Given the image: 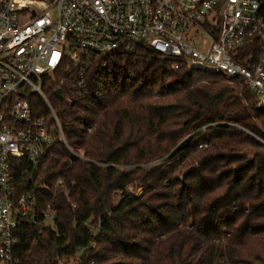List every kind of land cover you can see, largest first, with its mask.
<instances>
[{
    "label": "trees",
    "instance_id": "1",
    "mask_svg": "<svg viewBox=\"0 0 264 264\" xmlns=\"http://www.w3.org/2000/svg\"><path fill=\"white\" fill-rule=\"evenodd\" d=\"M146 51L97 63L73 104L48 90L72 151L12 160L16 194L56 209L21 228L17 264H264V109Z\"/></svg>",
    "mask_w": 264,
    "mask_h": 264
},
{
    "label": "built area",
    "instance_id": "2",
    "mask_svg": "<svg viewBox=\"0 0 264 264\" xmlns=\"http://www.w3.org/2000/svg\"><path fill=\"white\" fill-rule=\"evenodd\" d=\"M263 9L264 0H0V264L18 263L22 227L54 225L56 209L39 212L11 176L13 159L36 167L57 140L72 151L53 83L73 104L97 63L151 50L175 70L244 82L264 109Z\"/></svg>",
    "mask_w": 264,
    "mask_h": 264
},
{
    "label": "water",
    "instance_id": "3",
    "mask_svg": "<svg viewBox=\"0 0 264 264\" xmlns=\"http://www.w3.org/2000/svg\"><path fill=\"white\" fill-rule=\"evenodd\" d=\"M56 95H57L58 98H60L61 97V91L60 90H56Z\"/></svg>",
    "mask_w": 264,
    "mask_h": 264
},
{
    "label": "rangeland",
    "instance_id": "4",
    "mask_svg": "<svg viewBox=\"0 0 264 264\" xmlns=\"http://www.w3.org/2000/svg\"><path fill=\"white\" fill-rule=\"evenodd\" d=\"M131 187H133V186L131 185ZM141 190H142V188H140V187H138V188L136 189L137 193L141 192Z\"/></svg>",
    "mask_w": 264,
    "mask_h": 264
}]
</instances>
